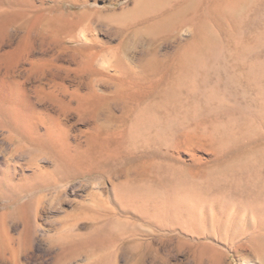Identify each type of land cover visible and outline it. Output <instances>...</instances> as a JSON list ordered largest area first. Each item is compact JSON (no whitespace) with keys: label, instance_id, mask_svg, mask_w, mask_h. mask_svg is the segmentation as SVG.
<instances>
[{"label":"rangeland","instance_id":"374dc122","mask_svg":"<svg viewBox=\"0 0 264 264\" xmlns=\"http://www.w3.org/2000/svg\"><path fill=\"white\" fill-rule=\"evenodd\" d=\"M165 1L0 0V264H264V0Z\"/></svg>","mask_w":264,"mask_h":264},{"label":"bare ground","instance_id":"6f19581e","mask_svg":"<svg viewBox=\"0 0 264 264\" xmlns=\"http://www.w3.org/2000/svg\"><path fill=\"white\" fill-rule=\"evenodd\" d=\"M158 1V0H157ZM162 1V0H161ZM165 1V0H164ZM192 2H194L192 5H194L196 2L195 1H193V0H191ZM198 1V0H197ZM200 1V0H199ZM222 1V0H221ZM221 1L219 2V3H221ZM225 1V0H224ZM222 2L220 5H219V7H217V9H218V11H217V9H215L216 10V13L218 12V14H219V17L220 18H222V19H224V18H226V17H229V16H236L237 17V15H236V13L238 12V9H239V3H240V1H242V0H226L225 2ZM246 0H243V2H245ZM249 1V0H248ZM166 2V1H165ZM192 2H189L188 1V4H190V3H192ZM218 2V1H217ZM156 3H158V2H156ZM162 3V2H161ZM188 4H187V6H188ZM243 4V3H242ZM241 4V5H242ZM154 6H155V4H153ZM162 5V4H161ZM191 6V5H190ZM195 6V5H194ZM217 6H218V3H217ZM193 7V6H192ZM215 8H216V6H215ZM5 9V8H4ZM16 9H14V11H11V10H5V12H3V13H0V30H2V29H4V28H6V26L9 24V22L14 18V17H16L17 15H18V13L15 11ZM214 12V11H213ZM22 13H23V11H22ZM169 14V13H168ZM52 15H54V14H52ZM59 16V15H58ZM19 17V16H18ZM43 16H38V17H36L35 18V20L33 19V24L35 25H37V23L39 22V21H41L43 18H42ZM17 18V17H16ZM15 18V19H16ZM64 18H66V17H64ZM63 17H60L59 16V18H57V19H51L50 17L48 18V23L50 24V23H53V22H55V21H57V22H59V21H62V22H65L66 20L64 19ZM166 17H164V18H162V19H165ZM169 18V17H168ZM170 18H172V17H170ZM169 18V19H170ZM168 19V20H169ZM208 19H210L209 17H208ZM171 20V19H170ZM169 20V21H170ZM68 21H70L69 19H68ZM162 20H160V22H161ZM213 21V20H212ZM216 21V20H215ZM221 21V20H220ZM31 22V21H30ZM159 22V23H160ZM163 22V21H162ZM162 22H161V24H162ZM165 23H167L166 21H164ZM163 22V23H164ZM228 22V21H227ZM11 23V22H10ZM164 23V24H165ZM205 23V22H204ZM32 24V25H33ZM54 24V23H53ZM56 24V23H55ZM54 24V25H55ZM70 24V23H69ZM208 23H207V21H206V24L205 25H207ZM213 24H215V23H212V24H209L210 26L211 25H213ZM33 25V26H34ZM47 25V24H46ZM45 25V26H46ZM58 25V24H57ZM67 25V24H66ZM65 26V25H64ZM162 26H164V25H162ZM215 26V25H214ZM213 26V27H214ZM35 27V26H34ZM59 27V26H58ZM157 27V26H156ZM161 27V26H160ZM212 27V26H211ZM210 27V28H211ZM49 28V27H48ZM54 29V28H53ZM60 29V28H59ZM57 31H60V30H56V32ZM214 36V35H213ZM208 39L206 40V38H205V40H203V41H206V43H208L209 42V37H207ZM204 43V42H203ZM206 45H208V44H206ZM187 55H188V57H190V59L191 58H197V56H200L201 57V55H202V53H187ZM187 55L185 56L186 58H187ZM178 56V55H177ZM184 57V58H185ZM19 58V53H0V60L1 61H5L6 62V64L7 63H13V62H15L17 59ZM186 58L184 59V60H186ZM100 59V58H99ZM190 59H188V60H190ZM79 62H80V64H82V65H84V66H92V65H94V63L95 62H98V61H96V59L94 58V57H83L82 56V58H79ZM16 63V62H15ZM186 67H188V64H186L185 65V68ZM175 68V67H174ZM13 69V68H12ZM110 70V69H109ZM177 73V72H176ZM183 78V77H182ZM22 83V82H21ZM25 89L23 88V86L18 82V81H8L7 83H5V82H0V112L1 113H6L9 117H10V119H12V121H14V122H16V123H19V127H21L22 129H24L25 131H32L33 129H31V123H33L32 122V120H33V118H36V116L37 115H35L36 113V111H35V109L34 108H32L31 106H29L28 104H27V100H26V98L24 99V95H25V91H24ZM110 90V89H109ZM25 97H26V95H25ZM51 105V104H50ZM109 112V111H108ZM46 113V112H45ZM107 114V113H106ZM42 115V114H41ZM40 116V115H39ZM7 117V116H6ZM9 119V118H8ZM42 119V118H41ZM35 120V119H34ZM41 121V120H40ZM36 122V121H35ZM92 122V121H91ZM105 122V121H104ZM57 124V123H56ZM36 125V124H35ZM32 127H33V125H32ZM51 132V131H50ZM49 132V133H50ZM53 132V131H52ZM39 133V132H38ZM47 133V132H46ZM49 133H48V135H49ZM51 134V133H50ZM44 135V134H43ZM47 138V137H46ZM50 138V137H49ZM75 151V150H74ZM188 153V152H187ZM142 168V167H141ZM133 173V172H132ZM134 174V173H133ZM118 176V175H117ZM124 176V175H123ZM121 189V188H120ZM117 190V189H116ZM158 191V190H157ZM184 191V190H183ZM156 192V191H155ZM120 194V193H119ZM149 194V193H148ZM130 195V194H129ZM157 195V194H156ZM155 195V196H156ZM160 195V194H159ZM133 196V195H132ZM141 196V195H140ZM127 198H128V196H127ZM135 198V197H134ZM190 198V197H189ZM193 202V201H192ZM167 205V204H166ZM181 205V204H180ZM142 206H140V208H141ZM161 207V206H160ZM158 208V207H157ZM175 210V209H174ZM247 210V209H246ZM250 210V209H249ZM143 211V210H142ZM246 212V211H245ZM24 216H25V230H24V232H25V234L24 235H26V238L28 239V240H30V239H32V233H34L33 232V230H32V225L30 224V221H29V217H28V211L27 210H25L24 211ZM176 215V217H177V214H175ZM2 216V213H0V249H3V248H5L4 246H8V240L10 239V238H12L11 236H9V234L10 233H8L7 234V232H6V230H5V227L3 226V222H1V217ZM254 218V217H253ZM230 226V225H229ZM252 227V226H251ZM242 228V227H241ZM226 229V228H225ZM246 229H247V227H246ZM223 230V229H222ZM259 231V230H258ZM258 231L256 230V232L255 233H258ZM225 233V232H224ZM223 233V234H224ZM242 233V232H241ZM254 233V234H255ZM264 233V232H263ZM228 234V233H227ZM246 235L248 234V233H245ZM252 235V234H251ZM225 236H226V234H225ZM228 237V236H227ZM232 237V236H231ZM233 238V237H232ZM242 238V237H241ZM248 237H246V239H247ZM251 238V237H250ZM245 239V238H244ZM251 239H254V240H256L257 241V243L259 244V246L261 247V248H263L264 249V235H262V234H257V235H254L253 236V238H251ZM250 239V240H251ZM15 240V239H14ZM237 241V240H236ZM236 241H234V242H236ZM243 240H241L240 241V243L242 242ZM245 241H247V240H244V242L243 243H245ZM234 242H232L233 244H234ZM239 242V241H238ZM237 243V242H236ZM242 243V244H243ZM252 243V242H251ZM254 243V242H253ZM247 244H249L248 242H247ZM246 244V245H247ZM236 245V244H235ZM234 245V246H235ZM246 245H244V247L246 246ZM250 245H252V244H250ZM250 245H248V246H250ZM257 245V244H256ZM15 246V245H14ZM255 246V244L253 245V247ZM258 246V245H257ZM257 246H255V247H257ZM200 247V246H199ZM233 247V246H232ZM236 248V247H235ZM240 248H242V247H240ZM251 248H252V246H251ZM249 249V248H248ZM252 250H253V248H252ZM251 250V251H252ZM1 251V250H0ZM249 251V250H248ZM250 251V252H251ZM5 253V252H4ZM207 253V252H206ZM248 253V252H247ZM19 254V253H18ZM1 255V254H0ZM17 256V255H16ZM222 254L221 253H219V252H217V251H214L213 253H212V262H213V264H221V260H222ZM10 257V256H9ZM14 257V256H13ZM1 258V257H0ZM228 259V258H227ZM19 263V262H18ZM12 264V263H11Z\"/></svg>","mask_w":264,"mask_h":264}]
</instances>
